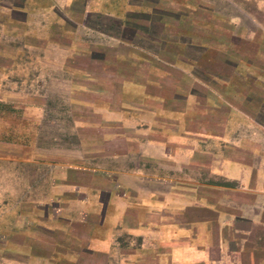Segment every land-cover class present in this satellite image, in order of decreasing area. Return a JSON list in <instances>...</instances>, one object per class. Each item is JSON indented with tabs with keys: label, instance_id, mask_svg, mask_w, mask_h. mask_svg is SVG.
<instances>
[{
	"label": "crops",
	"instance_id": "1",
	"mask_svg": "<svg viewBox=\"0 0 264 264\" xmlns=\"http://www.w3.org/2000/svg\"><path fill=\"white\" fill-rule=\"evenodd\" d=\"M142 3L126 0L119 16L109 12V0H0V11L21 39L87 55L105 72L109 63L129 66L131 77L121 86L137 93L139 103L160 104L135 107V117L165 119L160 130L148 122L141 132L164 135L174 152L166 160L179 166V174L171 168L158 175L123 171L115 185L102 190L104 199L85 191L86 198L64 206L63 216L46 212L52 225L42 229L59 232V242H87L89 255L102 257L104 264L136 260L134 252L119 253V242L157 244L179 264H264V48L256 50L258 60L238 63L198 34L194 60L202 74L197 75L184 57L189 48L165 42L162 32L170 26L157 15V2L147 10H141ZM77 4V20L60 9ZM129 12L159 26L157 37L151 40L150 33L138 30L129 44L109 35L104 24L115 19L125 28ZM95 15L98 21L91 24ZM173 47L167 56L165 50ZM204 55H209L205 61ZM157 183L165 185L163 191L152 185Z\"/></svg>",
	"mask_w": 264,
	"mask_h": 264
},
{
	"label": "rangeland",
	"instance_id": "2",
	"mask_svg": "<svg viewBox=\"0 0 264 264\" xmlns=\"http://www.w3.org/2000/svg\"><path fill=\"white\" fill-rule=\"evenodd\" d=\"M138 1H143L141 10L157 2V15L170 26L162 32L165 42L189 48L184 57L197 75L202 74L194 60L199 55L194 48L200 44L198 34H203L201 41L219 47L226 60L238 63L258 60L255 52L264 48V0ZM109 3V12L124 15L126 0ZM78 6L60 9L77 20ZM148 20L132 13L125 28L115 19L104 25L109 35L130 44L138 30L150 33L151 40L157 37L159 26ZM96 21L92 18L91 24ZM20 33L0 11V264H104L102 257L89 255L87 242H59V232L46 233L42 227L52 225L46 212L48 217L63 216L64 206L86 198L85 191L104 199L102 190L115 185L123 171L129 176L132 171L158 175L171 168L179 174L176 161L166 160L174 152L165 136L141 132L148 122L160 130L165 119L135 117V107L150 103H139L137 93L121 86L131 77L129 66L109 63L105 72L87 55L37 45L34 39H21ZM190 38L194 45L188 43ZM142 46L156 48L147 42ZM165 51L172 56L175 48ZM218 64L226 74L228 69ZM152 185L161 191L165 186ZM73 224L71 228L84 229ZM140 245L119 242V253L134 252L133 264H179L168 260L157 244Z\"/></svg>",
	"mask_w": 264,
	"mask_h": 264
},
{
	"label": "trees",
	"instance_id": "3",
	"mask_svg": "<svg viewBox=\"0 0 264 264\" xmlns=\"http://www.w3.org/2000/svg\"><path fill=\"white\" fill-rule=\"evenodd\" d=\"M92 16H94V15H92ZM95 16H96L95 19H96V18H97V19L99 18V17H98L99 15H95ZM131 16H132V13H130V12L127 13V14H126V19H125V20H127V19L130 18ZM111 20H112V19H111ZM87 21H88V23L90 24V20L87 19ZM91 21H92V20H91ZM121 21H122V20H121ZM119 22H120V21H119ZM122 23H123V21L120 22L121 26H122ZM97 27H99V24L97 25ZM190 39H191V38H190ZM179 42H180V41H179ZM181 42H182V41H181ZM199 42H200V41H199ZM188 43L191 44V45H194V43L192 42V39H191L190 41H188ZM200 44H201V43H200Z\"/></svg>",
	"mask_w": 264,
	"mask_h": 264
}]
</instances>
